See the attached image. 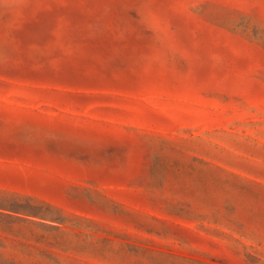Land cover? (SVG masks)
I'll return each instance as SVG.
<instances>
[{"label": "rangeland", "instance_id": "374dc122", "mask_svg": "<svg viewBox=\"0 0 264 264\" xmlns=\"http://www.w3.org/2000/svg\"><path fill=\"white\" fill-rule=\"evenodd\" d=\"M0 264H264V0H0Z\"/></svg>", "mask_w": 264, "mask_h": 264}]
</instances>
